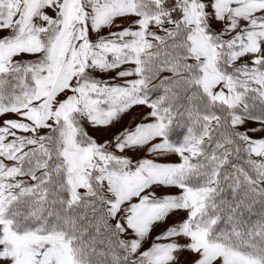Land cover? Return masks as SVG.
<instances>
[{
  "label": "snow or ice",
  "instance_id": "1",
  "mask_svg": "<svg viewBox=\"0 0 264 264\" xmlns=\"http://www.w3.org/2000/svg\"><path fill=\"white\" fill-rule=\"evenodd\" d=\"M0 264H264V0H0Z\"/></svg>",
  "mask_w": 264,
  "mask_h": 264
}]
</instances>
